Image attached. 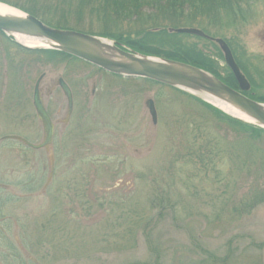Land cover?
Here are the masks:
<instances>
[{
    "label": "rangeland",
    "instance_id": "rangeland-1",
    "mask_svg": "<svg viewBox=\"0 0 264 264\" xmlns=\"http://www.w3.org/2000/svg\"><path fill=\"white\" fill-rule=\"evenodd\" d=\"M5 1L137 53L170 51L177 40L216 60V46L214 68L225 78L216 43L171 31L197 28L227 43L251 94L264 99V0L242 5L233 25L205 14L101 9L95 0ZM162 29L176 39L164 42ZM41 74L55 124L49 152L4 138L41 142L32 104ZM57 78L72 94L65 122ZM206 105L146 79L24 50L0 32V264H264V202L250 205L264 190V135L238 130Z\"/></svg>",
    "mask_w": 264,
    "mask_h": 264
},
{
    "label": "water",
    "instance_id": "water-1",
    "mask_svg": "<svg viewBox=\"0 0 264 264\" xmlns=\"http://www.w3.org/2000/svg\"><path fill=\"white\" fill-rule=\"evenodd\" d=\"M0 31L10 37L13 36L12 34H20L38 41L48 42L47 47L29 48L15 41L25 48L61 51L114 75L124 78L147 79L178 89L211 105L232 119L264 129V103L253 100L242 93L247 91L250 85L235 63L228 45L223 39L210 37L197 28L182 27L171 29V31L207 38L216 43L222 52L225 65L237 81V90L201 68L166 58L146 56L102 37L51 27L37 17L26 13L0 15ZM102 41L109 42L110 45ZM42 77L43 74L37 78L32 95V104L42 126V141L39 144H31L17 136L4 138L20 141L32 149L44 148L47 150L52 142L54 126L46 113L40 95L39 83ZM56 83L66 98V115L68 116L72 110L71 91L62 78L56 79ZM201 94L210 95L229 104L248 116L253 122H246L233 116L216 104L203 99ZM144 105L148 110L151 122L154 124L156 122V110L153 101L146 99ZM52 164L51 161L49 177L52 173Z\"/></svg>",
    "mask_w": 264,
    "mask_h": 264
},
{
    "label": "trees",
    "instance_id": "trees-1",
    "mask_svg": "<svg viewBox=\"0 0 264 264\" xmlns=\"http://www.w3.org/2000/svg\"><path fill=\"white\" fill-rule=\"evenodd\" d=\"M91 1H94V0H90V2ZM251 1L252 0H95L94 2H96L97 5H100L101 9H105V8L109 9L112 6L114 10L129 9V10L137 11L143 7L145 8L147 7L149 9L154 8L156 11L162 14L167 13V10H171L173 11L175 16H177V14L183 15L184 13H187L186 16L188 17H194L198 14L200 15L205 14L210 23L216 22L219 25H224L226 23L233 25L234 21L236 20L238 16V12L242 10L243 6L248 7L249 2ZM0 2L9 3L5 0H0ZM8 5H11L12 7H15L27 14L37 17L38 19L42 20L47 25L65 29L61 26H57V24L55 23H52V21L49 20L48 18H43L41 16V13L34 6L30 8H23L21 6H18L12 3H9ZM165 33L166 32L164 31V29L160 30L157 33L159 37H164V38L168 37V39H164V40L160 39V40H163L164 42H166L167 40H169V37L172 38L173 40L176 39L175 35H168ZM215 48L218 51L215 56L216 60L215 58H210L208 55L204 54L203 52H201L200 50L196 49L193 46H190V45L184 46L177 40L175 41L174 44H171L170 51H163V50H160L159 48H155V49L141 48V49H138V52L141 54H145V55H152V56H156L160 58H166V59L190 64L192 66L201 68L211 73L215 77L221 79L227 85L234 86L235 81L233 79L231 72H229L225 78H222L221 76H219L216 69L214 68V61L222 60V57H221V54L218 48L216 46ZM23 49L30 51V52L33 51V52H39V53L40 52L46 53L48 55H52V56L60 57V58L69 57V58L76 59L75 57H72L66 53H63L57 50H52V49H26V48H23ZM175 90H178V89H175ZM244 94L254 100L264 101L263 98H259L251 94V90H249L248 92H244ZM206 106L212 107L209 105H206ZM214 110L218 111L217 109H214ZM222 117L225 120H227V122H229L230 124L238 127L239 128L238 130H243V131L246 130V131H250L251 133H262L264 135V129H261L254 125L246 124L241 121L226 117V115L224 116V114ZM260 202H264V190H261L260 193H256L252 195V198L250 199L251 206H255L257 203H260Z\"/></svg>",
    "mask_w": 264,
    "mask_h": 264
},
{
    "label": "bare ground",
    "instance_id": "bare-ground-1",
    "mask_svg": "<svg viewBox=\"0 0 264 264\" xmlns=\"http://www.w3.org/2000/svg\"><path fill=\"white\" fill-rule=\"evenodd\" d=\"M22 13H25V12H23V11L21 12L20 10H17V9H15L13 7H9V6H7V5H5L3 3H0V15H21ZM12 35H13L12 37H13V39L15 41H17L19 44H22V45H24L26 47H29V48H43V47H47L48 46V42L38 41V40H35V39H32V38H28V37H26L24 35H20V34H12ZM102 42L110 45L109 42H106V41H102ZM238 68H239L240 72L245 76L246 80L249 83V79L247 78L245 72H243L240 67H238ZM233 79H234L235 83L237 84V81L234 78V76H233ZM249 85L251 87L250 83H249ZM237 89H238V84H237ZM200 96L203 99L216 104L217 106H219L223 110L229 112L233 116H236V117H238L239 119H241L243 121L250 122V123L253 122L248 116H246L245 114L239 112L237 109L233 108L232 106H230L227 103H224V102H222V101H220V100H218V99H216V98H214V97H212L210 95H207V94H201Z\"/></svg>",
    "mask_w": 264,
    "mask_h": 264
},
{
    "label": "flooded vegetation",
    "instance_id": "flooded-vegetation-1",
    "mask_svg": "<svg viewBox=\"0 0 264 264\" xmlns=\"http://www.w3.org/2000/svg\"><path fill=\"white\" fill-rule=\"evenodd\" d=\"M40 95H41V91H40ZM72 95V94H71ZM41 97H42V95H41ZM42 101H43V99H42ZM45 106V105H44ZM71 113V112H70ZM70 116V114L67 116L66 115V112H65V117H63V122H65L66 120H67V118ZM52 122V121H51ZM53 123V122H52ZM53 133H54V129H55V124L53 123ZM42 139H43V136H42ZM53 140V139H52ZM42 141V140H41ZM52 143V142H51ZM51 145V144H50ZM44 149V148H43ZM49 149H50V146H49V148L46 150V149H44L45 151H47V152H49Z\"/></svg>",
    "mask_w": 264,
    "mask_h": 264
}]
</instances>
